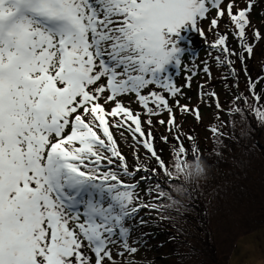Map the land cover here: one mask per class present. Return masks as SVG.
Here are the masks:
<instances>
[{"label":"snow or ice","instance_id":"1","mask_svg":"<svg viewBox=\"0 0 264 264\" xmlns=\"http://www.w3.org/2000/svg\"><path fill=\"white\" fill-rule=\"evenodd\" d=\"M245 3L240 8L235 0H0V264H134L151 234L133 239L129 222L141 208H171L179 201L157 180L149 193L154 199L167 195L170 203L140 202L138 187L155 178L156 168L139 156L129 168L111 129L126 127L134 140L138 134L136 142L169 181L182 174L187 153L181 144L169 170L140 115L121 98L134 94L148 117L166 111L169 130L176 127L164 93L180 94L167 68L183 65L182 30L205 36L201 21L215 10L210 23L216 29L227 15L226 27L241 51L229 48L227 34L213 47L224 54L221 63L231 66L232 56L243 63L253 42L264 39L251 22L256 0ZM203 71L209 73L207 67ZM256 85L250 81L253 103L237 93L234 99L244 106L229 112L244 120L251 111L264 123V97ZM216 106L222 110L219 99ZM194 114L200 118L198 109ZM141 172L147 175L129 182ZM147 223L139 218L141 227Z\"/></svg>","mask_w":264,"mask_h":264},{"label":"rangeland","instance_id":"2","mask_svg":"<svg viewBox=\"0 0 264 264\" xmlns=\"http://www.w3.org/2000/svg\"><path fill=\"white\" fill-rule=\"evenodd\" d=\"M235 3L240 8L246 6L245 0H235ZM212 16H215V10L209 19L200 23L205 36H201L195 29L186 27L182 30L179 45L183 53V65L167 68V75L172 77L176 87L180 89V94L176 97L164 93L173 108L176 127L169 130V114L166 111L158 116L148 117L134 94L121 98L122 103L133 114L140 115L146 137L151 132L154 148L169 170L174 171L176 149L180 146L177 136L181 137L179 143L185 146L186 161L195 163L184 165L182 174H177L169 181L155 159L151 158L142 144L136 142L141 139L138 134L134 140L126 127L111 129L129 168L138 163L137 156L149 169L156 168L155 178L150 182H141L138 187L140 202L161 206L170 203L167 195L154 199L153 194L149 193L148 189L155 188L157 180L166 193L179 201L178 205L171 208H141L137 219L129 222L133 229V239L140 236L141 232L151 234L147 238V246L137 253L134 264L142 261H147L148 264H195L194 254L204 253L202 247L208 249L206 253L218 261V264H264V227L259 228L264 216V211H261L264 208V177L259 168L253 169L240 177L238 188H227L219 169L218 172L214 169L215 173L205 169L211 165L204 156V153L213 151L211 128L215 121L221 115L224 118L232 115L230 108L244 106L242 100L234 99L237 93L249 96V103H253L249 88L250 81H256V91L264 97V39L253 42V53L250 56L244 53L243 63L237 56H232L230 59L234 63L231 66L223 64L221 60L224 59V54L213 47L219 35H228V46L237 54L241 49L230 27H226L229 24L227 15L219 20L216 29L211 28ZM250 17L255 28L264 33V0H256ZM204 67L208 68L210 75L203 71ZM213 93L216 95L213 96ZM142 94H147V90ZM217 99L223 106L222 110L217 109ZM261 102L264 103V100ZM184 105L188 106V112L179 107ZM107 107L110 108L111 105ZM196 109L199 110V119L194 114ZM248 113L254 122L253 129L264 139V123L251 111ZM148 119H151V125L147 124ZM161 119L165 121L164 124L159 123ZM245 127L246 125L242 134L247 137L250 127ZM163 137H167V141ZM195 149L196 154L201 157L199 160L195 154L194 157L191 156ZM197 164L205 165V168L200 165L197 167ZM141 175L147 173H137L129 182L139 180ZM140 217L148 222L145 227L140 226ZM204 260L205 257L200 256L196 261L205 264Z\"/></svg>","mask_w":264,"mask_h":264},{"label":"trees","instance_id":"3","mask_svg":"<svg viewBox=\"0 0 264 264\" xmlns=\"http://www.w3.org/2000/svg\"><path fill=\"white\" fill-rule=\"evenodd\" d=\"M229 114V113H228ZM253 119L250 114L246 113V119L242 120L240 115L237 113H232V115H228L227 118H224L222 115L215 121L212 128H217L220 133L223 135L218 136L217 133L212 131V138L214 140V145H212V152L204 153L206 156V161L211 168V173L218 172L221 174L223 180V184L227 186V188H238V182L242 175H245L247 172H250L253 169L259 168L261 175L264 177V139L261 135H257L255 130L253 129ZM246 125V129H248L247 137H244L242 134V129ZM244 128V130H245ZM181 141V137L179 138L178 144ZM261 144V146L259 145ZM183 145V144H182ZM197 146V145H196ZM184 149L185 146L183 145ZM198 156V159H201L200 155L196 154V149L191 156ZM207 154V155H206ZM258 157V160H257ZM260 158V159H259ZM196 160V159H195ZM191 163H195L193 161H185L184 165H188ZM200 164L196 166L199 167ZM202 168H205V165H200ZM205 168V169H210ZM259 177L261 175L258 173ZM260 181V179H259ZM264 185V179H263ZM197 196V194H196ZM198 199V196H197ZM261 211H264V208H261ZM264 227V216L262 217L261 225L259 228ZM197 250L196 247H194ZM200 249V248H199ZM204 253L193 252L195 256V264L197 263V258L200 256H204L205 264H218L213 257H211L208 253L207 248H201Z\"/></svg>","mask_w":264,"mask_h":264},{"label":"clouds","instance_id":"4","mask_svg":"<svg viewBox=\"0 0 264 264\" xmlns=\"http://www.w3.org/2000/svg\"><path fill=\"white\" fill-rule=\"evenodd\" d=\"M209 172H211V168L209 169ZM208 178H210V176Z\"/></svg>","mask_w":264,"mask_h":264}]
</instances>
